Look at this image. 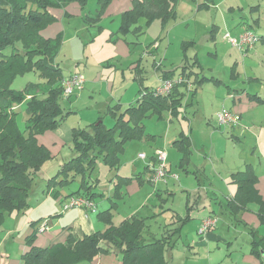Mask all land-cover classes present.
<instances>
[{
  "label": "rangeland",
  "instance_id": "1",
  "mask_svg": "<svg viewBox=\"0 0 264 264\" xmlns=\"http://www.w3.org/2000/svg\"><path fill=\"white\" fill-rule=\"evenodd\" d=\"M212 1L213 3L207 7V5H199L200 3L205 2V0H180L176 8L178 18L167 25V28L163 31H161V29L157 31L154 28L148 30V26L146 24L144 25V22L141 20L139 23L143 28L138 33L133 32L134 28L129 29V32L125 34L119 32V37H121L119 43L122 42L126 44L136 53V55H138L137 60L139 59V63L141 62V67L144 68L147 77L158 74L162 70H175V72L178 73L182 62L180 43L183 41H193L194 48L188 53V55H197L203 68V75L207 77L214 76L223 81L224 86L220 88H216L214 83H205L199 91L198 101L203 113L200 122L195 123L197 115L194 112L195 108L193 107L192 110L194 112V117L191 116L192 114L190 115V113H188L189 119L183 120L180 118L179 120H173V123H169L170 128H172L173 131H176V136L179 132L185 131V133L190 132L199 137L196 139L197 144L195 147L199 148V151L196 153L195 150H193L192 152V155L196 153L198 156L201 154L200 152L201 149H203V145H205V152L208 155V148L210 150L212 145L218 144V134H214V130L210 128L215 121L213 124H209L208 121L211 118H216L215 114L218 112H216V109L219 105H222L221 102L223 101L220 98L225 97L227 85L237 89L254 90L264 97L263 43L258 42L256 44L255 47L257 49L255 50V55L245 56L243 55V52L237 47L232 46L228 40L224 38L226 33L232 38H236L237 36L233 30L226 29L225 23L229 24L228 26H230V28H234V24H237V22L240 21L242 23V29L243 26L249 25L251 28L247 29L254 34H258L260 30L264 31V0H259L261 4L260 9H258L259 7L256 5L257 0ZM110 3L101 16H104V14L108 15V13L116 14L117 10H120L119 2L113 3L112 6H110ZM97 12L98 0H87L84 6L80 5L78 2H72L64 8V12L60 17L64 19L63 26L61 27L63 33L59 34L61 36V46L56 54L55 60L62 68L65 75L69 74V72H83L87 79L89 74L100 69L104 75L107 76L109 75L107 71H114V66H118L120 63L122 64V61H118L115 57L116 50L113 47L117 41V37L115 35L113 39L109 38L111 37V33H118V30L116 29L119 27L120 19H105L102 23L98 20V22L100 21V25L96 26L95 29H92L90 27L92 25H89L86 20L94 18V15H96ZM52 24H62V22H56L55 20ZM50 25L45 28L50 29V27H54ZM100 28H102L101 32L98 31ZM236 29L241 30L239 26H236ZM156 36H159V48L157 49V44L155 46L156 49H154L152 53H146L147 51H152L149 47L151 46V43L157 40L155 39ZM108 63L113 64L114 66H108ZM231 74L235 75V77H232ZM249 77L252 80L249 79ZM253 78H259L260 80H255ZM41 80L42 78L37 72L31 74L28 72L24 75L19 74L12 80L11 87L13 89L22 90L28 83L37 84L40 83ZM148 81L149 80H146L145 84L152 86ZM41 89L44 90L43 88ZM85 89V92L81 94L82 97L79 96V99L76 95H78L80 91L71 96L70 100L62 98L61 105L66 113L62 122L55 128L47 130L45 134L43 133L38 136L37 141L40 144H43L50 152V155L55 158L54 161L46 164L43 173L54 168L56 164L60 166L63 162H66L67 160H65V158L71 156V154L73 156V152H71L72 138H67L70 135L72 128L78 127V124H80L79 126L85 124L78 123L81 122L80 120H90L92 114L88 109L89 106L92 102H98L101 98L106 97V91L102 87L97 90L95 89V92H93L88 86H86ZM38 90V87H31L27 92V95L30 96L37 94ZM217 91L218 94L216 93ZM91 95L94 97H90ZM217 98L220 99L219 103ZM71 109L73 110L68 113ZM16 113L17 115L15 118L17 125L21 131H25L27 115L24 111V106H17ZM245 119L249 121V129L245 136L241 137L239 141L228 134L229 131L226 133L223 128H216L220 133H224L223 136L225 139L223 138V142L217 145V149L219 150V153L224 156V159L222 161V159L218 160L216 157H212V161L207 156L204 163L207 173L203 175L201 174L204 180V186L202 187L204 190H200L198 207L203 210L202 215H208L211 211H215L213 216L216 217L217 227L214 228L215 230L213 233L218 235L220 239L217 243L218 247H215L212 250L211 257L218 258L216 262H221L222 264H233L235 260L231 263L228 260H225V256H227V254L229 255L238 252L240 249L246 251L247 242H249L250 236L248 232L244 230L243 226L233 222L229 214L220 210V205L215 204V202L222 201L224 203V196L228 187L233 188L234 186V184H229L227 181L228 171L226 168L233 163H237L236 159H241L243 155L245 158L249 156L248 153L254 136L256 137L257 133L261 130V127H264V104L259 105V107L246 116ZM153 121L155 122L156 120ZM146 124L149 126V122L146 121ZM202 134H205V138L202 137ZM60 138L67 139L66 141H61ZM262 139H264V135L262 136ZM158 140H161V138L159 137ZM171 140L169 137L170 142L167 147H162L165 153L167 151L169 155L172 153L169 149L173 146ZM131 143L135 145L138 142L131 141ZM148 150L149 149L145 152H148ZM132 154H135L136 156V152L128 146L124 151L125 156L123 155L121 157L122 164H120L118 169H109L101 159H97L90 176L86 175V181L96 184V191L101 195L96 196L94 200L98 205V210L102 211L110 205L109 201H107L108 205H106V200L109 194L108 191H111L113 194V183L117 179V176H132L135 178L133 181L137 184L136 190L131 188L133 181L119 189L121 196L120 200H117L114 222L119 223V220L124 218L123 216H151L152 218L147 220V224L150 225V230L153 233H159L162 225L173 221V213H178L180 216L184 217V214L187 211L186 203L194 204L195 198L193 197V194L189 193L186 196V192L181 188H184L183 184L185 183L195 185L197 181L193 177V173L188 174L185 172V169H183L179 163L180 159L177 158L176 163H173L174 173H168L164 181H159L158 183L153 184L147 181V177L150 175V170L149 168L144 169V166L146 165L145 163L147 162L145 159H137L138 161L134 163L137 171L140 172H137L135 173L137 175H134L132 171L133 167L132 165H129ZM254 160V168L257 170L259 163L260 166L262 165L261 159H258L257 157V159ZM168 162H170V159H168L166 155L167 167ZM245 168H247V166H245ZM190 171L193 170L190 169ZM207 176L210 180H213L214 184L218 183L220 188H224V184L226 191L222 192L217 190L216 187H210ZM76 177L75 183L69 186L70 189H65V193L70 190L75 191L78 189L81 175H77ZM140 178H142L144 182V188L142 191L139 190ZM223 180L227 182L223 183ZM165 182H168V184H164ZM43 185L44 182L42 180H37L29 191V199L32 204L27 209L25 215L28 220H30L29 216L31 215L33 216L31 221L37 220L38 216H42V211L45 210V205L48 204L46 200L44 202L41 201V199H45L44 197L36 198L37 194L40 193L41 189L44 187ZM199 187L200 186H197V188ZM191 190L192 189H189V191ZM235 191L236 190H233V194ZM199 198H197V200ZM217 199H219V201H217ZM38 200L41 202L40 205ZM59 206L61 211V204ZM35 209L36 211L34 212ZM31 210L32 214H30ZM89 217L96 221L94 215ZM53 219L54 218H50V221ZM186 225L184 226L181 237L174 249L175 259H173V264H192L193 262L204 264L206 257L204 254L197 255L198 248L193 255L190 251H193L195 248L187 250V248L183 246L190 242L192 244V242L196 240L198 227L197 221L191 220ZM260 230L261 234H264V228L261 227Z\"/></svg>",
  "mask_w": 264,
  "mask_h": 264
},
{
  "label": "trees",
  "instance_id": "2",
  "mask_svg": "<svg viewBox=\"0 0 264 264\" xmlns=\"http://www.w3.org/2000/svg\"><path fill=\"white\" fill-rule=\"evenodd\" d=\"M86 1L0 0V226L5 214L26 212L30 207L29 191L35 184L39 171L45 164L55 160L37 138L47 130L58 126L66 114L61 105L62 98H65L61 87L64 76L62 68L55 62L61 45V36L49 39L41 35V31L56 20L49 9L64 8L72 2L84 6ZM111 1L98 0V12L91 19L94 23L99 20ZM178 2L179 0H131V8L121 14L119 32L125 34L132 28L140 31L139 19H145L147 25L156 19H160L162 23L174 19ZM254 35L264 44V35ZM257 42L254 43L253 48ZM188 44L194 45L193 42ZM253 48L243 50V55L247 56ZM186 51L187 49L184 54ZM187 61L186 56L182 67L185 80L189 79L186 77L192 74L194 68H200L197 60L190 63ZM28 72L29 74L37 72L42 78L41 82L28 83L22 90L13 89L12 80L17 75ZM187 72L191 73L187 74ZM192 75L199 82L210 80L202 75V71L198 73L193 71ZM169 79V77L163 78V80ZM186 82L180 79L179 83L173 84L170 92L163 96L154 95L155 88L145 89L134 105L123 110L118 105L108 107L106 114L113 120L110 127L104 124L102 117H99L84 128L72 130L73 156L71 154L65 158L67 161L63 162L60 168L58 167L57 173L47 180V190L52 186L68 187L75 183L77 175H81L78 189L70 190L67 197L59 198L61 207L70 199L88 201L92 204V211L86 206L73 207L67 211L81 209L88 216L94 215L105 229L84 235L81 239H76L70 234L64 243L37 247L34 246L36 235L44 232V227L47 228L50 220L41 218L32 221L33 232L26 239L29 250L22 255L24 264L90 263L98 255L109 253L120 254L123 264H166L164 253L167 250L170 252L175 247L182 228L190 220L188 215L190 208L198 205L197 197L194 204H187V214L184 217L174 213L173 221L162 225L159 233H153L150 225L147 224V220L152 217L132 215L118 224L114 222L117 200H120L121 196L119 189L135 178L117 176L114 183L112 182L113 194L108 198L110 205L101 211L98 210L94 200L101 194L96 191V184L86 181V175L90 176L97 159H101L109 169H118L125 143L131 140L149 139L144 130L143 120L165 106L171 109L177 107L180 104L182 90L187 87ZM31 87H38L39 90L37 94L28 96L27 92ZM252 97L255 101H263L257 95ZM19 105L24 106L27 115L25 131L20 130L15 118ZM182 148L185 156L188 157L190 155L188 148L186 146ZM154 160L153 152L151 161L145 165V168L150 170L149 182L152 173L150 165ZM166 170L168 172L167 163ZM231 183L236 185V193L223 203L222 210L229 214L232 221L247 227L252 237L250 254L259 258L261 248L264 247V235H259L256 229L238 218V214L242 212H255L259 225L264 226V198L256 189L257 176L247 167L243 171L231 174ZM51 195L52 198H58V194L51 193ZM251 206L255 209L250 210ZM211 215L212 213H209L205 219L213 218Z\"/></svg>",
  "mask_w": 264,
  "mask_h": 264
},
{
  "label": "crops",
  "instance_id": "3",
  "mask_svg": "<svg viewBox=\"0 0 264 264\" xmlns=\"http://www.w3.org/2000/svg\"><path fill=\"white\" fill-rule=\"evenodd\" d=\"M115 2H119L118 4L120 6V10H117L116 14L108 13V15L104 14V16H100L99 20L101 21V23L104 22L105 19H109V20L111 18H113V19L119 18L120 19L121 14L124 13L125 11H128L132 5L131 0H118V1L112 0V2L110 3L111 4L110 6H112V4ZM202 3H204L203 5H207V7H209L213 3V1L212 0H205V2H202ZM256 5L259 7L258 9H260L261 4H260L259 0H257ZM64 8H51V9H49V12L55 17L56 22H62V24H52L50 26H54V27L49 26L50 29H48V28L43 29L41 31V35L44 38L55 39L60 33H63V30H61V27L63 26L64 19H62L60 17L62 16V14L64 12ZM175 8H177V6ZM175 11H176L175 18L168 20L166 23H162L160 19H156L152 23L147 25L145 19H139L138 20V27H140V29L143 28L139 23L142 20L144 22V25L146 24L148 26L147 27L148 30H151V28H154L157 31H159V29H161V31H163L167 28V25H169L172 21H174L178 18V12L176 9H175ZM91 19L92 18H90L86 21L89 25H92V26H90L92 29H95L96 26L100 25V21L99 22L97 21L94 23ZM241 24L242 23L239 21V22H237V24H234V28H230V26H228L229 24H227V23H225V26H226V29L233 30V32H235V34H237V35L239 33H241L242 31L247 30V28H251L248 25V26H243V29H242ZM119 26H120V24H119ZM236 26H239L241 28V30L236 29ZM101 30H102V28H100L98 31L101 32ZM116 30H118V33H116V34H115V32L111 33V37H109V38L113 39L116 35L117 41L115 42V45H113L114 49L116 50L115 57L117 58L118 61H122V64L120 63V64H118V66H114L113 64L108 63V66H111V67L114 66V69H113L114 71H111V70L107 71L109 73V75H107V76L104 75V73L100 69L95 70V72H93L92 74H89L87 76V79H86L85 75L83 74V72H81V73L80 72H69V74L79 73L84 78L83 88H82V90H80V93L78 95H76L78 97V99H79V96L82 97L81 94L83 92H85L86 86L90 87V89H92L93 92H95V89L97 90L100 87L104 88L106 91V97L105 98H101V100L99 99L100 101H98V102H92V104L89 106L88 109L91 111V114H92L91 119L87 120L89 122H87L86 120H80L81 122H78V123H85V124H82V126H79L80 124H78V127H73L72 130L84 128L87 125L95 122L99 117H102V121L104 122V124L106 126H108V127L112 126L113 120L111 119V117L109 115L106 114L108 107H114V106L118 105V106H120L121 110H123L128 106L134 105L136 103V101L138 100L140 93L143 90H145V89L151 90V89L156 88L157 86L160 85L161 81H163V78H166V77H169L170 78L169 80L173 81L174 84H178L180 79H182V82L183 81L186 82L187 79L185 80V77L182 75V67H183L184 58L187 56V58H188L187 62H189V63H190V61H193V60H197L199 62L196 54H193L191 56L188 55V53L194 48V45L191 46L188 43L193 42V41H189V42L183 41L180 43V49H181V53H182V59H181L182 62H181V67H179L178 73H176L175 70H162L158 74H154L151 77H147L144 68L141 67V62L139 63V59L137 60L138 55H136V53L133 50H131L126 44H124L122 42L119 43V39L121 38V37H119L120 36L119 35V27ZM260 31L259 32L257 31L258 34H256V35H258V36L264 35V31H262V30H260ZM133 32L138 33L139 31L134 30ZM158 37L156 36L155 39H157V40H155L153 43H151V46L149 47L152 51H147L146 53H148V54L152 53L153 50L156 49L155 46L159 42ZM109 38H106V39H109ZM258 42H261V41H258ZM185 44H187V45H185ZM159 46H160V44H158L157 49L159 48ZM263 46H264V44H263ZM185 49H187V51L184 54ZM256 49L257 48L254 47L250 52H248V56L255 55ZM55 62L57 63L56 60H55ZM185 63H186V61H185ZM199 65H200V68H198V69L194 68L192 70V74H193V71L196 73L202 71V75H203V68H202V65L200 62H199ZM190 73L191 72H187V74H190ZM62 74H63V76L69 75V74L65 75L63 73V70H62ZM192 74L188 75L189 77H186L189 79L186 82V84H187L186 89L182 90V95L180 97V104H178L177 107H173L172 109L165 106L164 108H161L160 111H156V112L150 114L148 116V118L144 119L142 123L144 125L145 133L148 135L149 139H147V140H144V139L143 140H131V141H137L138 142L135 145H133L131 143V141L126 142L124 145L125 146L124 151L129 146L130 149H133L136 152V156H135V154H132L129 165H132V167H133L132 171H133L134 175H137L135 173H137L138 171H137V168L134 166V163L136 161H138L137 159L143 160V159L138 158V155L143 153L146 156L144 159H145V161H147L145 164H147L148 162L151 161V156L155 150H158V149L163 150L162 149L163 146L167 147V145L170 142L169 141V137H170V140L173 139V140H171L173 146L169 149V151L172 152L171 155H169L168 152L166 151V155H167L168 159H170V162H168V167H167L168 173H170V174L174 173L173 163H176L177 158H179L180 159L179 163L182 166V168L185 169V172L188 174L193 173L194 176L193 175L192 176L197 181L195 183V185H191V183H185V184H183L184 188H181V189H183V191L186 192V196L189 193H192L194 198L195 197L199 198L200 190L201 191L204 190V189H202V187L204 186V180L202 178V175L207 173L206 167L204 164L207 156L210 160H212V157H216L218 160L222 159V161L224 159V156H222L219 153V150L217 149V145H219L223 142V138L225 139V137L223 136L224 133H220L216 129V128H218V129H221V128L218 127L217 120L215 117H214L215 119L214 118L209 119V121H208L209 124H213V122L215 121V123L212 126H210V128L214 130V132H215L214 134H216V135L218 134V137H217L218 138V141H217L218 144L212 145L210 150L208 148V151H209V153L207 152L208 155L205 152V145H203V149H201V152H200L201 153L200 154L201 157H200V156L196 155V153L199 151L198 150L199 148H195L196 144H197L196 139H198L199 137L196 136L195 134H191L190 132L185 133V131L179 132L176 136L175 135L176 131H173V129L170 128L169 123H173L174 122L173 120H179L180 118H182L183 120L189 119L188 113H190V115L192 114L191 116L194 117V115H193L194 112L197 115V118L195 119V123L200 122L201 121L200 119H201V116H203V113L200 109V105H199V101H198L199 91L202 89V87L205 83H214L215 84L214 86L216 88H220V87L224 86V83L220 78H217L214 76H210V77L204 76L205 78H208L210 80L206 79L203 82H199L195 78V76H193ZM126 75L128 76V79H127ZM232 77H235V75H232ZM249 79H251V78L249 77ZM253 79L260 80L259 78H253ZM146 80H149L148 82L152 86L146 85L145 84ZM216 93L218 94V91ZM253 95H257L263 101L262 102L255 101L254 98L252 97ZM90 97L93 98L94 96L91 95ZM220 99L223 102H221L222 103L221 106L219 105L217 107L216 112L219 111V109H221V108H225V109H228L229 111H231L232 113H234L235 115H237L239 118L238 124L236 126L224 129L226 133H227V131H229L228 134H230L233 138H236L239 141L241 139V137L245 136V134L248 132V129H249V121L246 120L245 117L248 116L251 112L255 111L259 107V105L264 104V97L261 96L258 92L254 91V90L237 89V88H232L231 86L227 85L226 95L224 98H220ZM220 99L217 98L218 103H219ZM67 100H70V98H67ZM169 105L170 104H167V106H169ZM193 107L195 108L194 112L192 110ZM72 110L73 109H71L69 111H72ZM153 120H156V121L154 122ZM82 121H85V122H82ZM146 121L149 122V126H147ZM54 132H57V131H54ZM201 132H202V129H201ZM263 135H264V127L262 126L261 130L257 133L256 137L254 136V138H253V141H252L251 147L249 149V153H248L249 156L247 158H245V156L243 155V157L241 159H238V160L236 159L237 163H233V164H231V166L226 168V170L228 171L227 181L229 184H232L231 183V174L238 172V171H243L245 166H247L251 170H253V172L257 176L256 189L258 191V194L262 198H264V139H262ZM158 136L161 138V140H158V138H159ZM59 137H60V135H59ZM69 137L72 138V131L67 138L69 139ZM202 137L205 138V134L204 135L202 134ZM60 139H61V141H66L65 138H60ZM151 145H154V146H151ZM182 146H186L188 148L189 153H190V155L188 157L185 156V153H184ZM147 149H149L148 152H145ZM193 150H195V152H196L194 155H192ZM123 155H124V153L121 155V157ZM221 156H222V158H221ZM257 157H258V159H261V163H262L261 166L259 163V167L257 169L258 171L254 168L255 167V165H254L255 160L254 159H257ZM121 162H122V160H121ZM121 162H120V164H122ZM207 164H209V163H207ZM45 166H46V164L39 171V175L35 179V182H37V180H42L44 182V185H43L44 187L41 189V192L37 194L36 198L38 199V198L44 197L45 199H41V201L44 202L46 200L48 204L45 205V210L42 211L43 212L42 216H38L37 220H39L41 218L42 219L48 218L49 220H50V218H54V219L52 221H49V225L47 226L46 230H44V232L38 233L36 235V238L34 240V246L47 247V246L57 244V243H64L66 238L70 234L73 235L74 238H76V239H81L84 235H90V234L94 233L95 231L104 230L105 226L100 221H98L97 219H96V221L93 220L91 217H89L81 209H72L70 211H65V212H63L61 209L62 212L60 211V206H59L60 200H59V198L60 197H63V198L67 197V195L69 193L68 192L65 193L64 190L65 189L68 190V189H70V187L68 186L65 188H60L58 186H56V187L52 186V188L47 190V180L50 179L51 177H53L57 173L59 165L56 164L54 166V168L47 170L46 172L43 173V171L45 170ZM144 169H145V166H144ZM190 169H192L193 171H190ZM260 169H262V170H260ZM138 173H140V172H138ZM128 177H132V176H128ZM208 179H209L208 181H209L210 187L211 186L216 187L217 190H220L222 192L226 191L225 185L223 183L227 182V181L223 180L222 184L225 188V190H224V188H220L218 183H215L216 184V186H215V184L213 183V180H210L209 177H208ZM147 181H148V177H147ZM139 183H140L139 190L142 191L144 188V184H143L144 182H143L142 178H140ZM164 184L167 185L168 182H165ZM197 186H200V187L197 188ZM32 187H31V189H32ZM131 188H133L134 190H136V188H137V184L134 181L132 182ZM189 189H192V190L189 191ZM233 190H236V185H234L233 188L228 187V190L224 196L225 202L228 198L230 199L231 197L234 196L236 191L233 194ZM51 193L52 194H58L57 195L58 198L56 199L53 197V199H52ZM108 193L109 194H108V197L106 200V205H108V202H107V201H109L108 198L112 196L111 191H108ZM199 200H200V198L197 200V203H199L198 202ZM217 201H219V199H217ZM29 202H30V199H29ZM38 202L40 205L41 202L39 200H38ZM220 203H222V204H220ZM31 204H32V202H30V205ZM187 204L188 203H186V206H187ZM215 204H219L220 208H221L220 210H222V208H223L222 207L223 206L222 201L215 202ZM42 206H44V205H42ZM36 209L34 210V212L36 211ZM253 209H255L254 206H251L250 210H253ZM202 212H203V210H201L197 204L195 206L193 205V207L190 208V210L188 212L190 220L186 224H188L191 220L197 221L198 227H197V233H196V240H194L192 242V244L190 242V243L184 244L183 246L186 247L187 250H189L190 248H195L193 251H190L191 253H193V255L195 254V252L197 251V248H198V254L197 255L204 254V256L206 257L204 264H220L221 262H218V263L216 262L218 260V258L211 257L212 250L215 247H218L217 243L220 239V237L218 235H215L213 233V231L215 230L214 228L217 227L216 217L213 216V213H215V211L210 212V213H212L211 216L216 221L215 226L211 228V231H209V232L207 231L203 234H200L198 232V230L200 228V224H201L202 220L207 218L209 215V214L208 215H202ZM26 213H27V211L26 212L23 211V212H14L11 214H5L4 215L2 225L0 226V264H24V262L22 261V255L29 250V246L26 243V239L33 232V227L31 226V223H32L31 218L33 216L32 215L29 216L30 220H28L27 217L25 216ZM30 214H32V210L30 211ZM176 214L179 215L178 213H176ZM186 214H187V211L184 214V216ZM123 217L124 218H122L119 221H122L123 219L130 217V216H123ZM148 217H151V216H148ZM180 217H182V216H180ZM238 218H240L242 221H244L248 226H251L253 229H256L258 231L259 235H264V234H261V230H260V228L261 227L264 228V226L259 225V221L257 219V216L255 215V212H250V211L242 212V213L238 214ZM37 220H35V221H37ZM237 224H239L240 226H243L244 230H246L248 232L247 227H244V225H242L240 223H237ZM183 228H182V230H183ZM182 230H181V233H182ZM249 236H250V234H249ZM180 237H181V235H180ZM179 239H178V241H179ZM178 241L176 242V245H177ZM251 242H252V237L250 236V240H249V242H247V250L246 251L245 250L242 251L240 249V251L235 252L233 254H229V255L227 254V256H225V260H228L231 263L233 262V260H235L233 262V264H264V247L261 248V251H260L261 256L259 258H257L255 256H253L252 254H250ZM176 245L172 250H170V252H169V250H167L164 253V258H165L166 264H173V259H175L174 249L176 248ZM234 247H237V246H234ZM203 251H204V253H203ZM235 251H236V249H235ZM193 259H195V258H193ZM77 264H123V263H122V259H121L120 254L109 253V254H105V255H103V254L98 255L90 263L80 262ZM179 264H181V263H179ZM192 264H199V263L193 262Z\"/></svg>",
  "mask_w": 264,
  "mask_h": 264
},
{
  "label": "built area",
  "instance_id": "4",
  "mask_svg": "<svg viewBox=\"0 0 264 264\" xmlns=\"http://www.w3.org/2000/svg\"><path fill=\"white\" fill-rule=\"evenodd\" d=\"M224 38L228 42L237 47L243 52L245 49L253 48L255 42H257V37L250 31H244L239 34L237 38H232L228 33L224 35ZM180 81V80H179ZM173 81L163 80L160 85L157 86L154 90V95L163 96L170 92L173 86ZM84 85V78L79 73H72L68 76H64L61 80L62 95L65 98L73 96L77 91L82 90ZM217 125L219 128H231L238 124V116L229 111L228 109L221 108L216 114ZM155 160L151 163L150 169L152 170L150 181L153 184L158 183L159 181H164L168 172L166 170V153L164 150L158 149L154 151ZM138 158L144 159L145 155L143 153L138 155ZM86 206L87 209H93L92 204L88 201L82 199H70L67 203L62 206L63 211H67L73 207H82ZM215 219H204L200 224L198 232L203 234L209 229L215 226ZM45 225V224H44ZM43 228L41 229V231ZM44 230L46 228L44 227Z\"/></svg>",
  "mask_w": 264,
  "mask_h": 264
}]
</instances>
